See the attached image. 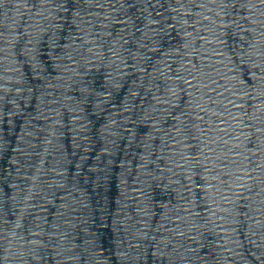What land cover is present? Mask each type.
I'll use <instances>...</instances> for the list:
<instances>
[{
	"label": "water",
	"instance_id": "1",
	"mask_svg": "<svg viewBox=\"0 0 264 264\" xmlns=\"http://www.w3.org/2000/svg\"><path fill=\"white\" fill-rule=\"evenodd\" d=\"M0 264H264V0H0Z\"/></svg>",
	"mask_w": 264,
	"mask_h": 264
}]
</instances>
